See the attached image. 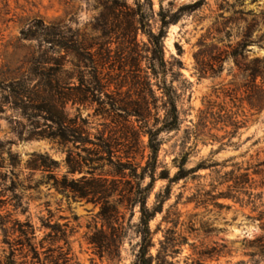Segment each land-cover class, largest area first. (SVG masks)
Instances as JSON below:
<instances>
[{
  "label": "rangeland",
  "instance_id": "374dc122",
  "mask_svg": "<svg viewBox=\"0 0 264 264\" xmlns=\"http://www.w3.org/2000/svg\"><path fill=\"white\" fill-rule=\"evenodd\" d=\"M112 1L0 0V104L3 101L1 88L29 76L31 65L52 57L53 45L62 43L68 48L62 53L68 62L66 69L75 78L81 74L90 81L93 70L89 61L92 57L88 53L91 51L105 86L103 94L99 95L104 102L102 107L100 102L83 106L70 103L68 112L74 117L80 108L83 117L89 119L93 134L103 131V124H111L112 119L107 121L104 112L111 111L113 101L130 103L138 99L133 69H124L123 66L130 64L133 46L123 41L121 31L112 28L106 37L102 27L105 4L111 5ZM123 1L137 8L136 0ZM197 1L152 0L155 15L150 13L151 28L158 32L160 23L157 15L161 6L177 12ZM108 19L112 22L114 18L108 16ZM248 29L252 31L253 43L247 49L246 61H240L238 66L230 58L223 64L219 76L199 78L194 58L199 51V42L205 39L206 44L224 48L228 44L241 43ZM139 40L148 43L147 36L142 33ZM164 47L167 62L176 65L180 61L183 64L181 70L175 68L181 76L174 81L180 95L181 128L161 136L162 165L157 177L164 167L173 178L179 172L185 154H188L186 170L202 167L186 180L173 184L163 213L151 222L153 232L160 230L154 237L156 247L152 249V255L157 256L160 242L165 240L169 230H174L189 241L173 260L176 264H192L193 261L202 264H252L249 256L252 250L246 248L245 242L264 236L262 222L259 221L260 214L264 213V111L251 110L244 100L243 86L247 75L241 68L256 59H264V0H207L202 9L184 15L177 25L170 26ZM77 50H80L81 57ZM142 67H147L145 60ZM38 79L36 77V82ZM171 81L170 75L168 82ZM158 96L161 97L160 92ZM13 107L7 106L5 113L0 114V163L3 164L0 168V264H10L12 251L17 264L25 262V253L15 244L19 235L11 234L16 222H30L36 228L37 243L51 233L48 224L62 226L68 233L72 256L77 264H133L140 251L141 239L137 234L139 209H136L133 219L130 211H123L129 228L121 259L111 261L96 256L87 238L94 231L95 222H98V229L102 228V223L97 220L100 206L68 199L46 182L38 185L44 175L28 168L32 155L48 154L59 162L60 168L56 171L59 177L67 172L64 165L66 155L50 141L20 139V134L29 132L32 122L38 121H29L22 111ZM202 113L214 115L207 116L205 127L197 128L204 117ZM226 114L235 116L236 121L244 124L234 137L229 135L231 127L217 121L219 116ZM160 117H164L162 110ZM135 120L131 118L129 121L135 123ZM117 121L111 127L120 131L118 136H121L128 123L122 119ZM39 122L44 125V121ZM147 141L144 137L143 142L146 144ZM9 150L19 158V165L14 169L9 162ZM118 150H121L118 156H122L124 148L119 147ZM136 158L141 163V156ZM245 174L250 175V182L237 186ZM14 182L18 188L15 194L22 196L27 204L26 213L15 208L11 192H4V186L14 187ZM149 182L147 178L145 185ZM168 184V180L157 179L149 199L150 208L155 206L158 195H166ZM222 193L231 195L232 199L210 200L211 196ZM190 199L193 201L189 202ZM6 230L10 234L7 235ZM59 245L63 246L64 242L56 246ZM212 251L210 258L200 255Z\"/></svg>",
  "mask_w": 264,
  "mask_h": 264
},
{
  "label": "trees",
  "instance_id": "16d2710c",
  "mask_svg": "<svg viewBox=\"0 0 264 264\" xmlns=\"http://www.w3.org/2000/svg\"><path fill=\"white\" fill-rule=\"evenodd\" d=\"M206 2L207 0H199L181 7L177 12L165 10L161 6L157 15L160 23L157 33L150 25V13L155 15L152 0H136V9L123 0H113L111 5L105 4L106 14L102 21L105 36L108 37L109 30L114 28L121 31L126 44L133 46L130 52L131 62L123 66L124 69L127 67L133 69L132 75L135 76L138 99L130 103L113 101L110 104L111 111L104 112L102 109L104 115H107L106 120L112 119V123L103 124L104 130L97 134L91 132V123L88 118L83 117L80 108L74 117L67 109L70 103L73 106H83L88 103L93 105L95 102H100L101 107L104 105L99 95L103 94L105 86L99 74V66L94 60L95 55L91 51L88 53L92 57L89 61L93 70L90 81L85 80L81 74L75 78L66 69L68 62L62 53L68 48L65 44L58 43L53 45L52 57L43 58L31 65L29 76L1 88L3 101L0 104V114L5 113V108L12 105L14 110L22 111L29 121H38L32 122L29 132L26 134L22 132L20 139L50 141L57 144L66 155L64 165L67 172L62 177L56 174L60 163L51 156L32 155L28 168L44 175L38 185L46 182L51 189H55L57 193L68 199L100 206L97 220L102 223V228L98 229V222H95L94 231L92 230L93 232L87 238L88 244L93 247L96 256L100 259L108 258L111 261L121 259L129 228L123 211H130L132 219L136 209H139L140 214L137 232L141 239L140 251L133 264H176L173 260L181 254V248L189 244L187 238L177 235L174 230H169L165 240L160 242L157 256H153L152 249L156 247L154 237L160 230L153 232L151 222L158 214L163 213L173 184L186 180L202 167L186 170L184 166L187 163L188 154H185L181 159L179 172L173 178L164 167L157 177V172L162 165L160 162L163 144L161 136L164 133L179 131L181 128L180 95L174 87V81L181 76L175 72V68L181 70L183 64L178 61L176 65H173L166 61L164 42L170 26L177 25L184 15L202 9ZM108 16L114 18L112 22ZM140 33L147 36L149 45L139 40ZM251 35L252 31L248 29L241 43L228 44L224 48L216 44H206V40L202 39L198 44L199 51L194 56L199 78L219 76L223 71V64L230 58L235 60L238 66L240 61L245 62L247 49L253 43ZM80 50L76 51L79 57H81ZM144 60L147 62L145 69L142 67ZM243 67L241 70L247 75L243 86L246 95L244 100L251 110L262 113L264 111V59H256ZM170 75L173 81L168 82ZM36 77H39L37 82ZM158 92L161 97L158 96ZM160 110L164 111L163 118L160 117ZM100 113L96 115H102ZM112 113L115 115L111 116ZM202 115L204 117L201 118L197 128L205 127L208 122L207 116L214 114L202 113ZM131 118L136 119L135 123L129 121ZM119 119L128 123L125 133L121 136H118L120 131L111 127L112 124L118 123ZM39 121H44V125H41ZM217 121L232 128L229 134L231 137L236 136L244 125L236 121L235 116L229 114L219 116ZM195 134L197 135L196 132ZM144 137L148 139L146 144L143 142ZM119 147L124 148L122 156H118L121 152L118 150ZM139 155L141 163L137 162L136 156ZM8 156L11 169L16 168L19 165V158L10 150ZM2 165L0 163V168H3ZM216 166L219 165L216 164ZM147 178L150 182L145 185ZM241 178L242 182L237 183V186L248 184L251 180L248 174ZM157 179L168 180L169 184L166 195H158L155 206L150 208L149 199ZM0 181H2L1 176ZM4 187V192L13 194L12 201L16 203L15 208L26 213L27 204L24 203V198L15 194L18 189L16 183L14 182V187ZM220 199H232V196L222 193L219 196H211L210 200L216 202ZM190 201L193 200L190 199ZM216 206L223 208L220 204ZM259 221L262 222L261 230L264 232V213L260 214ZM47 228L51 229V233L37 243L36 228L30 222H16L15 227L11 229V234L19 235L15 244L25 253L23 256L25 262L20 264H77L72 256L67 231L59 225L48 224ZM5 233L10 234L8 230ZM48 242L49 246H46ZM61 242H64L63 246H56ZM245 245L252 250L249 254L252 264L264 263V236L245 242ZM212 253L213 251L203 252L200 255L210 258ZM13 257L12 251L9 257L10 264H17ZM192 264L202 263L193 261Z\"/></svg>",
  "mask_w": 264,
  "mask_h": 264
}]
</instances>
